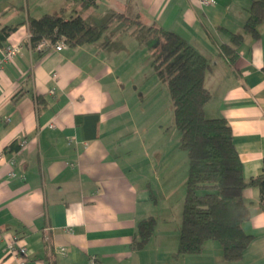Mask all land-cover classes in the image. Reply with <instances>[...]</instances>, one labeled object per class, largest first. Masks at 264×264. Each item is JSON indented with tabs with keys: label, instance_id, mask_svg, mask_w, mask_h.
Masks as SVG:
<instances>
[{
	"label": "crops",
	"instance_id": "obj_1",
	"mask_svg": "<svg viewBox=\"0 0 264 264\" xmlns=\"http://www.w3.org/2000/svg\"><path fill=\"white\" fill-rule=\"evenodd\" d=\"M102 1L115 8L97 0V13L87 21L99 24L115 9L178 34L205 57L210 98L204 114L229 123L244 179L259 176L264 21L256 38L243 35L232 64L220 48L230 44L229 33L243 32L250 0H213L208 7L198 0ZM67 3L0 0V27L57 13ZM127 26L114 21L96 43L42 56L24 45L26 25L7 37L5 44L22 48L0 70V264H21L22 255L9 251L19 246L24 264H264V213L258 189L249 186L244 230L253 239L240 260L225 261L216 241L205 242L198 254L176 256L179 232L154 231L144 248L132 249L138 223L153 217L151 198L165 173L161 127L150 133L147 88L135 80L148 74L144 48L123 39L134 31Z\"/></svg>",
	"mask_w": 264,
	"mask_h": 264
},
{
	"label": "trees",
	"instance_id": "obj_2",
	"mask_svg": "<svg viewBox=\"0 0 264 264\" xmlns=\"http://www.w3.org/2000/svg\"><path fill=\"white\" fill-rule=\"evenodd\" d=\"M67 1L75 6L69 16L65 15L68 8L63 7L57 13L29 16L18 24L0 27L1 48L7 45V37L20 24L26 25L29 34L24 45L39 56L51 51L57 42L73 48L96 43L114 21L136 28L143 45L156 40L153 46L157 55L153 67L155 72L164 67L163 78L171 100L173 122L180 133V148L187 154L188 165L175 255L198 254L205 242L216 241L225 261L240 260L253 239L244 230V224L251 216L244 203V190L248 186L258 189L259 206L264 213V158L260 175L246 181L229 123L222 117L205 116L204 106L210 98L204 86L208 61L174 32L156 25L145 26L136 16L129 18L114 13L103 22L93 24L84 19L82 13L94 8L97 0ZM247 13L243 32L229 33L230 44L220 47L221 55L230 64L236 59V48L243 35L258 36V26L264 21V0H250ZM43 40L49 42V47L37 50ZM262 71L264 73V67ZM36 102L38 108H42L40 98H36ZM155 224L154 217L138 223L137 234L131 243L133 250L146 246Z\"/></svg>",
	"mask_w": 264,
	"mask_h": 264
},
{
	"label": "rangeland",
	"instance_id": "obj_3",
	"mask_svg": "<svg viewBox=\"0 0 264 264\" xmlns=\"http://www.w3.org/2000/svg\"><path fill=\"white\" fill-rule=\"evenodd\" d=\"M100 1L102 2L101 4L103 7H106V10H108V8H115L110 2ZM68 5L69 3H67V6ZM73 7L75 6L70 4L68 6V11ZM91 9L92 11L87 14L86 20H91L90 18L95 15L94 12L97 13L94 8ZM89 10H87V12ZM113 10L114 14H118L115 9ZM102 20L103 17H101L100 22H103ZM133 30L131 37L124 35L123 39L129 43L131 42L130 45L133 44L132 42L135 40V44L137 43L144 48L143 63L145 65L147 63L148 65V74L141 77V79L135 80H138L140 85H144V87L147 88L144 89V91L146 90L144 109L148 114V118L146 115V120L150 125L149 130L151 134L155 132L157 126H160L163 135L161 144L163 146L162 153L164 155L161 162V168L162 173H165V179L162 186H159L157 191L155 190V196H152L150 205L153 217L156 220L154 231L157 233H160V231L178 233L181 222L185 181L187 177V154L180 148V133L173 122L171 100L163 78L164 67L157 72H155L153 67V61L157 55L156 49L153 46L156 40H150V43L143 45L139 42L136 28H133ZM125 48L127 54L131 52L128 47ZM137 62V59L129 61L130 66L132 67H135L139 63Z\"/></svg>",
	"mask_w": 264,
	"mask_h": 264
},
{
	"label": "built area",
	"instance_id": "obj_4",
	"mask_svg": "<svg viewBox=\"0 0 264 264\" xmlns=\"http://www.w3.org/2000/svg\"><path fill=\"white\" fill-rule=\"evenodd\" d=\"M198 3L200 5V7H208V6H212L215 4V2L213 0H198ZM49 42L47 40H43L41 41L38 46H37V50L42 49V48H46L49 47ZM65 45L62 42H57L56 44L52 45V49L55 51H60ZM22 46L20 45H9L7 44L6 46H4L3 48H1V53H0V70L2 69V66L4 63L6 62H10L15 56H17L20 51H21ZM53 77H55V74H53ZM52 127V125H51ZM1 160V157H0ZM11 176H13V174H11ZM13 253H16L18 255H22V260H21V264H24L26 262V251L25 248L23 246H19L18 249H11L10 250ZM61 252L64 254V249H61ZM93 262L91 261L90 264H92Z\"/></svg>",
	"mask_w": 264,
	"mask_h": 264
}]
</instances>
